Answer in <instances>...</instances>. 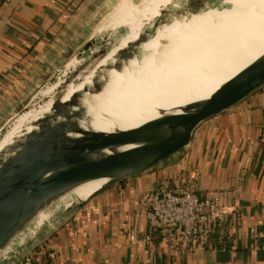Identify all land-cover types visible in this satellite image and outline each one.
Wrapping results in <instances>:
<instances>
[{
	"label": "crops",
	"instance_id": "crops-1",
	"mask_svg": "<svg viewBox=\"0 0 264 264\" xmlns=\"http://www.w3.org/2000/svg\"><path fill=\"white\" fill-rule=\"evenodd\" d=\"M117 1L0 0V127ZM160 185L217 192L225 240L200 250L154 234L143 200ZM42 244L48 264H264V87L202 123L180 153L83 204Z\"/></svg>",
	"mask_w": 264,
	"mask_h": 264
},
{
	"label": "water",
	"instance_id": "water-1",
	"mask_svg": "<svg viewBox=\"0 0 264 264\" xmlns=\"http://www.w3.org/2000/svg\"><path fill=\"white\" fill-rule=\"evenodd\" d=\"M128 4L130 11L126 6L118 9L108 23L109 28L98 31L77 49L70 59L79 64L75 71L70 73L69 61L62 78L59 71L44 83V88L48 86L46 89L40 87L50 96L48 101L37 106L38 95L33 94L15 116L0 127L1 140L23 115L53 101L48 114L28 123L31 129L0 152V264H13L21 255L38 247L71 213L103 191L186 149L202 123L234 108L264 87L263 54L219 86L208 99L192 102L178 114L161 113L156 120L139 127L110 133L84 128L82 122L90 120L82 100L103 90L106 72H120L123 64L139 57L141 46L151 39L157 28L170 24L172 19L214 8L220 10L213 0H186L181 9H171L174 5L163 9L153 20L152 28L148 25L150 15H146L144 31L138 39L118 52L113 65L109 63L96 69L108 51L119 46L132 28L138 26V23L136 27L132 25L143 9V0H129ZM123 27L128 30L123 32ZM117 30L119 36L113 39L112 34ZM117 39V44L107 48ZM81 58L88 59L81 63ZM95 70L92 85L84 86L70 101L63 103L69 86L83 83ZM101 180L105 184L87 199H76L73 193L77 188ZM68 198L72 201L64 206Z\"/></svg>",
	"mask_w": 264,
	"mask_h": 264
},
{
	"label": "bare ground",
	"instance_id": "bare-ground-1",
	"mask_svg": "<svg viewBox=\"0 0 264 264\" xmlns=\"http://www.w3.org/2000/svg\"><path fill=\"white\" fill-rule=\"evenodd\" d=\"M153 1L154 8L149 6L145 10V6ZM164 1L143 0V9L138 16L145 18L144 14L150 15L148 25L152 28L153 20L163 9L170 5H174L171 9H181L186 2ZM224 2L227 7L223 10L214 8L172 19L170 24L157 28L151 39L141 46L139 57L123 64L120 72H106L103 90L82 100L90 120L82 122V126L110 133L116 129L139 127L156 120L161 113L178 114L192 102L208 99L219 86L263 55L264 0ZM143 31L141 23L133 28L126 40L108 51L96 69L109 63L113 65L118 52L134 43ZM212 52L217 56L209 61L208 56ZM78 66V63L70 62V73ZM95 72L83 83L70 85L62 102L70 101L73 94L86 85H92ZM186 90L187 94H184ZM52 103L23 115L0 140V152L31 129L28 123L48 114ZM104 184V180L91 182L77 188L73 194L77 200H85ZM71 201L68 198L64 206Z\"/></svg>",
	"mask_w": 264,
	"mask_h": 264
},
{
	"label": "built area",
	"instance_id": "built-area-1",
	"mask_svg": "<svg viewBox=\"0 0 264 264\" xmlns=\"http://www.w3.org/2000/svg\"><path fill=\"white\" fill-rule=\"evenodd\" d=\"M144 217L149 228L176 238L178 244L205 250L217 227L226 220V210L217 192L200 194L191 188L176 185L153 187L143 200ZM227 235L221 232L220 238ZM132 243L137 242L131 235ZM43 244L21 255L13 264H45Z\"/></svg>",
	"mask_w": 264,
	"mask_h": 264
},
{
	"label": "rangeland",
	"instance_id": "rangeland-1",
	"mask_svg": "<svg viewBox=\"0 0 264 264\" xmlns=\"http://www.w3.org/2000/svg\"><path fill=\"white\" fill-rule=\"evenodd\" d=\"M135 1V0H134ZM138 1H140V0H138ZM169 0H165L163 3H167ZM217 1V2H216ZM225 0H214L213 1V3H215V5L217 4V7L220 9V10H223V8H225V7H227V5H225V2H224ZM126 2H129V0H118L117 1V3L113 6V7H111L109 10H106L101 16H100V18L97 20V22H96V24L92 27V33H90L91 34V36H93V35H96L97 33H98V31H100V30H105V29H107V28H109L108 27V23L111 21V18H112V16L116 13H118L117 11H118V9H120V8H123V7H125L126 6V8L128 9V11H129V9H131V7L129 6V4L127 5V3ZM155 1H153V2H149L146 6H145V10H146V8L148 7L149 8V6H152L153 5V3H154ZM172 2H174V1H172ZM171 2V3H172ZM179 4H181V3H183V0H181V1H179L178 2ZM151 8H154L153 6L151 7ZM170 8H172V6H170ZM125 9V8H124ZM115 14V15H116ZM145 15V17H146V14H144ZM142 17H139V18H136L135 20H134V24L132 25L133 27H136L137 26V23H138V26H139V19H141ZM143 20H141L140 22H141V24L142 25H144V24H146L145 23V18L143 17L142 18ZM137 26V27H138ZM136 27V28H137ZM145 27H148L147 25H145ZM121 29H124V31L123 32H125V31H127L126 30V28H121ZM133 29V28H132ZM113 36V39H115V37L116 36H119V34H118V30H117V32L115 33V32H113V34H112ZM128 38V36H126L125 38H123V40L122 41H124V40H126ZM115 41V42H114ZM118 39L117 40H112L111 41V43H110V45H108L107 46V48H111L112 47V45L113 44H117L118 42ZM102 44V43H101ZM108 44H109V42H108ZM100 47V46H99ZM216 56H217V53H213L212 52V54L211 55H209L208 56V60L209 61H212L213 59H215L216 58ZM88 57V56H87ZM70 59L71 58H69V59H66V58H61L60 59V62H59V65L62 67L59 71H63L64 69H65V67H66V64L70 61ZM85 59H88V58H81V60L80 61H82L81 63H83V62H85V61H87V60H85ZM77 60V59H76ZM73 61V60H72ZM63 62H64V65L62 66V64H63ZM71 62V61H70ZM68 66V65H67ZM67 69H68V67H67ZM90 71V70H89ZM65 72L66 71H64V72H62L60 75H61V78H62V76H63V74H65ZM57 74V73H56ZM55 74H51L50 75V78L51 77H53ZM48 76V75H47ZM47 78V77H46ZM48 78H49V76H48ZM49 78V79H50ZM47 80V79H46ZM44 85V84H43ZM43 85H41V87H43ZM48 87V86H47ZM47 87H43L42 89L44 90V89H46ZM40 87L38 88V89H36V90H34V92H31L29 95L30 96H32L33 94H37L38 96L36 97V105L38 106V104H40V103H44V102H46V101H48L49 99H50V96L48 95V93H45V92H43V90H42ZM46 95V96H45ZM35 106H33L32 108H34ZM19 111V110H18ZM18 111H16V112H14L13 114H12V116L14 115L15 116V113H17ZM116 117H119L118 115L116 116ZM120 119H121V117H119ZM6 122V121H5ZM2 124H4V123H2Z\"/></svg>",
	"mask_w": 264,
	"mask_h": 264
},
{
	"label": "trees",
	"instance_id": "trees-1",
	"mask_svg": "<svg viewBox=\"0 0 264 264\" xmlns=\"http://www.w3.org/2000/svg\"><path fill=\"white\" fill-rule=\"evenodd\" d=\"M221 228H222V226H219V227H217L216 230L213 232V234H212V236H211V239H210V242H209L210 245H212V244H214V243H216V242L220 244V243H222V242L225 240V238H224V239L222 238L221 240L219 239V233H220V231H221ZM153 233H154V234H160L158 231H154ZM160 235H161V234H160ZM44 258H46V257H44ZM44 263H45V264H48L47 261H44Z\"/></svg>",
	"mask_w": 264,
	"mask_h": 264
}]
</instances>
